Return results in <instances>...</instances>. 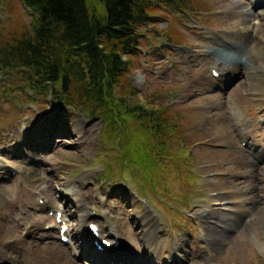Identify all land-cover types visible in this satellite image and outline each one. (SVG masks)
<instances>
[{"label":"rangeland","instance_id":"rangeland-1","mask_svg":"<svg viewBox=\"0 0 264 264\" xmlns=\"http://www.w3.org/2000/svg\"><path fill=\"white\" fill-rule=\"evenodd\" d=\"M168 1L151 0L153 21L139 28L141 48L129 57L123 75L135 90L128 101L145 112L141 128L125 118L115 124L120 135L131 132L126 160L137 165L127 163L128 168L121 161L125 149L108 141L100 115L83 116L49 101L45 93L36 94L31 104L22 74L0 73V255L14 253L20 264H62L66 258L88 264L74 247L81 240L59 241L49 211L67 209L71 233L84 237L79 231L87 230V222L101 230L111 227L136 257L148 250L142 227L153 228L151 212L169 239L166 250L175 264H264V0H199L203 6L182 4L180 12L168 8ZM87 2L89 9L102 11L97 0ZM27 11L22 0H0V24L16 18L27 22ZM249 37L259 44L257 53ZM209 48H215L216 58ZM212 69L219 79L212 78ZM63 75L69 89V75ZM163 108L174 112V131L162 129L157 119ZM171 131L164 136L165 156H157L166 167L156 172L149 166L157 164L149 150L159 151L162 133ZM139 146L144 149L140 166L130 156ZM106 169L124 173L106 182L101 173ZM130 173H143L144 183L157 174L159 196L151 189L145 196L124 177ZM239 202L241 209L235 208ZM37 216L43 217L40 222ZM32 228L34 234H26ZM19 232L23 241L48 242L54 251H26L14 240ZM150 239L160 247L158 238ZM4 258L0 264L12 262Z\"/></svg>","mask_w":264,"mask_h":264},{"label":"trees","instance_id":"trees-1","mask_svg":"<svg viewBox=\"0 0 264 264\" xmlns=\"http://www.w3.org/2000/svg\"><path fill=\"white\" fill-rule=\"evenodd\" d=\"M97 1L101 12L89 9L87 0H22L33 17L27 22L16 18L7 25L0 24V72L19 71L33 93H50L58 102L87 117L100 115L108 141L125 149L121 161L137 165L126 160L130 145H126V140H131V132L128 129L120 135L115 124L125 118L141 128L140 122L145 118L141 106L128 101L135 90L123 75L129 69V57L136 52L139 27L153 20L151 0ZM179 2L190 7L192 2L203 6L199 0ZM63 74L70 78L66 93L60 87ZM162 111L161 117L157 116L163 121L162 129H172L173 110ZM173 131L162 133L159 151L155 147L149 150L156 160L159 152L165 155L168 148L164 136ZM135 135L134 132L132 140ZM136 150L139 154L134 151L130 156L140 166L144 149L139 146ZM157 165L149 166L157 172Z\"/></svg>","mask_w":264,"mask_h":264},{"label":"bare ground","instance_id":"bare-ground-1","mask_svg":"<svg viewBox=\"0 0 264 264\" xmlns=\"http://www.w3.org/2000/svg\"><path fill=\"white\" fill-rule=\"evenodd\" d=\"M253 2H251V4H252ZM260 21L259 20H255V21H253V23H256V25L259 23ZM252 23V24H253ZM247 27H250V26H246L245 28H247ZM242 28H244V27H242ZM228 30H234L235 32H238V30H236V28L235 27H233V26H231V27H229L228 26ZM229 35L230 36H233V35H235V33L233 32V34L230 32L229 33ZM247 35L248 34H246L245 32L242 34V37H244V38H246L247 37ZM241 37V36H240ZM251 38L249 37V43H253V44H255V46H256V44H257V42H254V40H251ZM258 45L259 44H257V47L253 50V53H257L259 50H260V48L258 47ZM241 47H238V49H240ZM219 54H220V56H222V52H219ZM252 54V53H251ZM250 54V55H251ZM224 59V58H223ZM227 59V58H226ZM225 60V59H224ZM201 86L202 87H205L206 86V84L205 83H202L201 84ZM78 134H80V133H78ZM35 171H37V169H34V170H32V176L34 177V175H36V173H35ZM75 193H72V195H74ZM79 197H80V199H82V198H84V195H83V193H80L79 194ZM232 199H237V197H234V198H232ZM240 199V198H239ZM243 199V197H241V200ZM240 203V202H239ZM242 202L239 204L240 206H237V207H235V208H237V209H241L242 208ZM43 217L42 216H37V219H38V221L40 222V220L42 219ZM158 220H159V218H158ZM38 228H39V226H38ZM81 231V234H82V230H80ZM103 231H105V233L107 234V236H109V235H111L112 237H115V236H113V235H118L115 231H113L112 229H108L107 230V232H106V230H103ZM143 231H144V233H145V240H146V243H147V245H148V250H147V255H148V258H149V263L150 264H166V263H164V262H162L160 259H157V256L155 255V253L158 255V256H160V254L162 253V252H165L166 251V249H167V247H168V239H164V242L162 243V245H161V248L159 247L158 248V246H156L155 245V242H153L151 239H150V237H149V235H150V233H151V229L148 227V226H144L143 227ZM34 232H35V228H32L31 230H27L26 231V234H34ZM86 235H87V237L89 236V232H87L86 233ZM23 237H25L24 235L22 236V233L21 232H19L18 233V236H16V238L14 239L16 242H17V244L19 245V247H25L24 249L27 251V249H32L33 247H35L36 248V250H37V252L38 253H48L49 251L50 252H52V251H54V248L53 247H51L49 244H48V242L46 243H44V242H41V240H38V241H33V240H30V241H27V242H25V241H23L22 240V238ZM152 237H155V236H152ZM36 242H38V243H36ZM37 244H41V245H43V246H38ZM151 246H153V248L151 249ZM23 250V249H22ZM126 251H124L123 253H120L119 252V250L117 249V250H111L108 254L109 255H107V256H100L99 258H98V260H96V258H94L93 257V261L92 262H89L90 264H117V262L118 261H120V263L121 264H132V262H129L130 260H129V258L126 256ZM90 255H92L91 254V252L89 253ZM83 255V254H82ZM85 255V254H84ZM0 257H5L6 258V260L8 259V260H10V261H12V262H5L6 264H20V262H17V260H16V258H15V255H14V253H6V254H4V256H3V254L2 255H0ZM63 257V256H62ZM4 258V259H5ZM64 258V257H63ZM88 258H91V257H88ZM68 259V260H67ZM137 259L139 260V263H144L145 262V260H147V259H144V258H142V257H137ZM169 260H170V262H169V264H174V259H173V257L172 256H170L169 257ZM106 261H108V262H106ZM63 263L62 264H76L75 262H74V260H70L69 258H66L64 261H62ZM137 263V262H136ZM25 264V263H24ZM27 264H32L31 262H29V263H27Z\"/></svg>","mask_w":264,"mask_h":264},{"label":"water","instance_id":"water-1","mask_svg":"<svg viewBox=\"0 0 264 264\" xmlns=\"http://www.w3.org/2000/svg\"><path fill=\"white\" fill-rule=\"evenodd\" d=\"M67 86H68V78H67V76H64L63 77V81H62V89H63V91L67 90Z\"/></svg>","mask_w":264,"mask_h":264}]
</instances>
